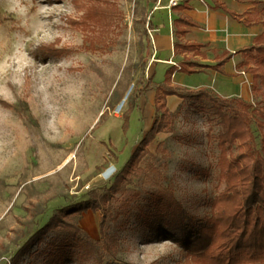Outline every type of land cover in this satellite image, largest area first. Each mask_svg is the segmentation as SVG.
Returning <instances> with one entry per match:
<instances>
[{
    "label": "rangeland",
    "instance_id": "1",
    "mask_svg": "<svg viewBox=\"0 0 264 264\" xmlns=\"http://www.w3.org/2000/svg\"><path fill=\"white\" fill-rule=\"evenodd\" d=\"M153 3L0 0V264H10L57 211L87 200L91 192L108 198L95 211L62 218L96 244L79 246L73 235L47 230L13 264H208L187 253L180 234L162 227L153 231L144 216L157 215L153 194L168 188L192 221L186 239L193 240L201 227L211 229L215 200L225 189L218 143L222 123L212 106L229 116H250L252 156L239 140L225 153L238 167L245 162L239 154L250 157V164L262 155L260 119L252 109L217 100L209 88L214 101L176 98L169 106V131L154 138L140 161L145 172H134L122 190L108 192L154 120L161 70L122 132L127 98L120 107L122 100L152 69L146 24ZM90 9L104 12L103 24L84 22ZM251 56H242L246 75L254 65ZM184 76L190 84L210 82L206 75ZM247 96L241 98L258 110L261 96L249 91ZM88 219L93 234L84 228ZM101 222L111 241L101 238Z\"/></svg>",
    "mask_w": 264,
    "mask_h": 264
},
{
    "label": "trees",
    "instance_id": "2",
    "mask_svg": "<svg viewBox=\"0 0 264 264\" xmlns=\"http://www.w3.org/2000/svg\"><path fill=\"white\" fill-rule=\"evenodd\" d=\"M222 10L235 17V14L222 7ZM105 14L102 10L90 9L84 17V22L87 24H103ZM176 36L185 35L188 30L180 28V26L197 27L198 25L187 18L178 19L176 22ZM204 45L200 44H180L174 43V51L179 52H193L197 53ZM51 54H59L60 51L50 49ZM246 55H253L254 65L249 69L252 75V94L261 96L258 101L260 107L256 110L253 104L248 103L241 98H221L215 96L217 100L228 103H235L252 112L258 116V129L262 132L263 146L262 155L259 161L249 163L252 156L250 151L249 141L251 138L248 135V125L250 116H244L239 113H234L229 116L223 112L221 108H215L219 114L222 123V133L219 135V148L222 150V158L220 162L221 174L225 179V189L215 200V209L217 214L210 219L211 229L204 231L201 227L196 231L195 238L188 240L185 238L187 231L192 228V221L188 218L185 211L175 202L172 193L166 189H156L153 197L157 200V215L154 217L144 216L145 223L153 231H161L162 228L167 232H177L185 241L187 253L191 257L206 261L208 264H264V34L257 37L254 43L240 51ZM229 60V57L221 58L217 65L202 67L194 63L188 64V67L176 66L170 67L164 74V85L155 89L154 95V122L152 127L145 133L143 139L136 147L134 153L130 156L127 162L114 175L112 183L108 188V192H117L122 190L125 185L130 183L129 175L139 171L144 173L145 170L139 167L140 161L149 154L147 148L154 138L159 133L169 131V118L171 112L166 106V98L168 96H177L184 99H203L214 101L209 94L208 89L199 88L194 90H187L182 87L171 88L170 79L175 71H180L186 74H194L200 68H209L214 71L221 72V67ZM151 78L148 74H143L136 82L133 89L126 100V109L122 113V132L125 134L129 128V120L131 113L138 109L139 99L149 88ZM182 92V93H181ZM255 106V105H254ZM240 141L241 146L246 149L249 154L248 157L244 154H239L241 159H244V166L238 167V163L231 165L225 158V153L229 150L231 144L235 141ZM245 152V153H246ZM250 161V160H249ZM100 170V168H96ZM153 169V167H152ZM151 169V170H152ZM108 195L98 196L91 192L87 200L81 201L73 206H68L57 211L48 221L45 227L40 232L38 231L32 235L26 243L19 249L16 255L12 258L10 264L15 262L21 252L27 250L36 240H39L41 234L47 230L60 231L66 234L73 235L76 243L80 246L83 243L91 246L96 244L92 242L87 236H83L84 232L77 229L75 225L66 224L62 218L72 214L96 210L98 202H104ZM160 225V226H159ZM101 238L109 240L101 222ZM162 227V228H161ZM79 233H83L80 237ZM216 245V247H215ZM89 249V247H88ZM107 250L109 248H106ZM101 264H118L115 262H106Z\"/></svg>",
    "mask_w": 264,
    "mask_h": 264
},
{
    "label": "crops",
    "instance_id": "3",
    "mask_svg": "<svg viewBox=\"0 0 264 264\" xmlns=\"http://www.w3.org/2000/svg\"><path fill=\"white\" fill-rule=\"evenodd\" d=\"M171 1L172 4H170ZM222 7L234 13L235 17L225 13ZM149 13L150 18L146 29L151 35L149 51L153 56V62L149 65V69L151 67L152 69L150 73H145L151 78L149 84L152 81L155 83V75L160 70L163 73L162 86L164 85V74L170 67L189 68L190 63L211 67L217 65L221 58L229 57V60L222 65L221 72L209 68H200L198 72L191 75L175 71L169 86L173 89L182 87L187 90H192L194 86H200L197 89L209 88L221 98H245L248 97V91L252 95V75L250 73L246 75L242 70L244 59L240 51L250 47L257 37L264 34V0H154ZM182 18L190 19L198 26H180L188 32L177 37L175 22ZM176 42L200 44L204 47L200 48L197 53H176L174 51ZM184 75H206L210 78V82L186 83ZM233 95L239 97H230ZM176 98L180 99L177 96L166 98L168 109L169 106L175 105Z\"/></svg>",
    "mask_w": 264,
    "mask_h": 264
},
{
    "label": "bare ground",
    "instance_id": "4",
    "mask_svg": "<svg viewBox=\"0 0 264 264\" xmlns=\"http://www.w3.org/2000/svg\"><path fill=\"white\" fill-rule=\"evenodd\" d=\"M127 96H128V94H127V95L125 96V98L122 100V104L120 105V107L124 104V102H125ZM120 107H119V108H120ZM108 174H109V173H108ZM84 228H86V230H88V231H89L90 233H92V234H93V232H94V230H95L94 226L92 225V222L89 221V219L87 220L86 225H84Z\"/></svg>",
    "mask_w": 264,
    "mask_h": 264
},
{
    "label": "built area",
    "instance_id": "5",
    "mask_svg": "<svg viewBox=\"0 0 264 264\" xmlns=\"http://www.w3.org/2000/svg\"><path fill=\"white\" fill-rule=\"evenodd\" d=\"M170 4H172V1L170 2ZM112 172H113V170H107L105 174H106L107 176H109V175H111ZM108 173H109V174H108Z\"/></svg>",
    "mask_w": 264,
    "mask_h": 264
}]
</instances>
